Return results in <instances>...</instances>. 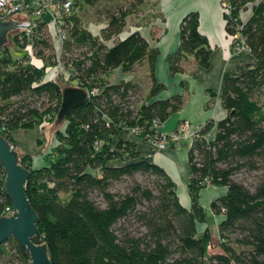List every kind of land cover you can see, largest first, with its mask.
Instances as JSON below:
<instances>
[{"label":"trees","instance_id":"obj_1","mask_svg":"<svg viewBox=\"0 0 264 264\" xmlns=\"http://www.w3.org/2000/svg\"><path fill=\"white\" fill-rule=\"evenodd\" d=\"M225 1V30L249 49L253 60L239 74L224 77L225 116L206 121L193 137L187 152L189 208L180 204L173 181L160 166L141 159L129 141L115 139L122 129L157 139L162 122L184 101L177 94L148 102L164 84L154 77L158 50L139 31L120 38L126 17L137 12L133 3L106 8V25L93 34L73 1L63 25L66 39L58 49L47 16L23 33L22 47L29 45L36 59L52 66L60 62L69 71L68 80L89 93L83 105L66 115L63 131H56L44 166L33 168L30 156L19 159L29 171L25 195L39 218L33 241L45 242L50 264H264V177L252 188L234 178L240 169L257 170L256 158L264 161V103L256 95L264 88V0ZM247 8L251 13L242 21ZM198 22L194 11L181 19L179 46L167 58L170 74L183 71L181 61L187 57L199 67L209 66L211 50ZM142 63L151 80L146 95L136 81L105 79L114 69L132 72ZM44 74V66L13 62L8 50L0 59V135L10 144L17 130L56 116L63 86L44 80ZM138 173L152 176V185L135 179ZM0 175L5 178L1 164ZM127 177L133 178L127 190L114 191L113 184ZM3 182L0 216L11 213ZM209 184L226 187L210 203L212 212L222 216L221 252L216 254L209 253V230L198 233L196 227L205 221L199 192ZM0 256L31 264L14 237L0 244Z\"/></svg>","mask_w":264,"mask_h":264},{"label":"crops","instance_id":"obj_2","mask_svg":"<svg viewBox=\"0 0 264 264\" xmlns=\"http://www.w3.org/2000/svg\"><path fill=\"white\" fill-rule=\"evenodd\" d=\"M73 1L76 3V10L85 3V0ZM221 2L222 0H142L140 4H137V12H132L126 17L120 38H124L133 31H139L150 46L158 50L154 77L158 82L164 84V88L148 102L154 99H166L177 94L183 95L184 101L181 108L171 113L159 128L166 135L175 133L182 122L189 123L192 133L208 120L218 121L223 118L226 114L221 104L224 77L239 74L244 70L246 64L253 60L249 49L235 42L227 34ZM119 6L124 5L113 7ZM190 11L198 14V30L205 36L209 44L211 50L209 66L207 68L199 67L193 57H187L181 61L183 71L170 74L167 58L179 46L180 22L183 16ZM250 13V8L244 10L241 13L242 21L247 20ZM100 17L102 18L89 22V27L93 26L91 27L94 29L93 34H97L106 25L104 15ZM89 27L86 29L89 30ZM109 73L111 83L122 80L138 82L143 88L144 95L151 87L148 69L144 63L135 66L132 72L114 69ZM64 127L65 122L62 126H58L56 131H63ZM190 131L186 135L179 133L180 140L174 144L170 143L164 148H158L150 140L130 129H122L115 138L116 140L129 141L141 159L160 166L173 181L178 200L185 208H189L191 205L188 189L190 167L187 158V152L193 140ZM16 141L14 143L18 146ZM56 141V134L53 133L49 146L42 149V143L36 139L38 146L31 159L33 168L45 165L44 156L55 146ZM20 147L18 148L20 151L24 154L28 153L23 146L20 145ZM225 193L226 187L210 184L199 192L198 200L204 210L205 221L196 224L197 231L202 233L208 229L212 240L218 237V223L222 216L212 212L210 203ZM209 219H212L214 223L212 229L208 223Z\"/></svg>","mask_w":264,"mask_h":264},{"label":"water","instance_id":"obj_3","mask_svg":"<svg viewBox=\"0 0 264 264\" xmlns=\"http://www.w3.org/2000/svg\"><path fill=\"white\" fill-rule=\"evenodd\" d=\"M13 11L0 17V48L9 42L7 37L9 32H14L22 26L23 20L13 15ZM87 98L88 92L85 89L76 85L63 86L61 102L54 122L62 123L66 115L72 109L83 105ZM0 164L5 172L3 188L10 199L12 209L9 215L0 216V244L14 237L30 255L31 264H50L45 242L40 244L33 241V237L38 234L39 218L25 195V183L29 171L19 163L18 153L2 135H0Z\"/></svg>","mask_w":264,"mask_h":264},{"label":"rangeland","instance_id":"obj_4","mask_svg":"<svg viewBox=\"0 0 264 264\" xmlns=\"http://www.w3.org/2000/svg\"><path fill=\"white\" fill-rule=\"evenodd\" d=\"M118 0H92L91 2L84 3L81 6H79L78 10H75V12L80 15V17L83 20V25L85 27H89V22L95 21L96 19H101L105 14L106 8H112L115 5H124L125 7H130V3H133V7L137 9L136 4L138 3L137 0H119V3L117 4ZM79 5V4H78ZM77 7V6H76ZM90 26L89 30L91 32H94V29H92ZM24 31L21 29H17L14 32H9L7 34V37L9 38V42L7 44H4L0 48V59L5 53L6 50H8V53L10 57L12 58V61L14 62H22L25 65H37L44 66V73L45 71H48L51 68V64L49 62H43L38 59H36L32 55V50L29 45H25L22 47L18 41L20 42L22 40ZM18 39V40H17ZM54 43V42H53ZM57 42H55L56 44ZM41 64V65H40ZM12 68V67H10ZM51 70V69H50ZM69 71L68 69L64 70H58V72L55 74L54 79L59 82L61 86L66 85H76L75 81L68 80ZM110 73L108 72L105 76V79L110 81ZM256 95L260 98V101L264 103V88L256 92ZM46 122H41L36 127L23 130L19 129L18 131L14 132L13 137L16 141L18 146L15 145V141L11 143L12 148L18 153L19 159H21L22 156H30L32 159V154L37 150V143L36 139L40 143H42V149H46L47 146H49L50 138L53 133L56 134V129L58 126H62L64 123L56 124L54 122L55 116L48 118ZM23 146L26 152L23 153L18 148ZM21 148V147H20ZM40 149V148H39ZM52 149V148H51ZM19 150V151H18ZM51 150L49 151V153ZM23 153V154H22ZM31 153V154H30ZM39 153V152H38ZM47 153V154H49ZM35 154V153H34ZM37 154V153H36ZM47 154L44 156V161L46 163ZM40 155V154H39ZM256 161L258 163V169L257 170H248L247 168L240 169L238 172L235 173L234 178L242 181L245 185L248 187H253L261 178L264 177V161H261V159L256 158ZM135 179H137L142 184H150L152 185V180L154 179L152 176L146 175V174H136L134 176ZM4 180V177L0 175V181ZM133 178H123L121 181H117L113 184V190L114 191H120L124 192L127 190L128 186L130 185ZM209 225L211 226V229L213 228L214 223L212 222V219L208 220ZM128 226V224H125ZM137 223H134V225H130L131 229H135L137 227ZM215 227V226H214ZM215 235V234H214ZM219 238H215L212 240L210 247H209V253L210 254H216L217 252H221V249L218 246ZM8 247V246H7ZM11 256H0V264H18V261L16 259L11 260Z\"/></svg>","mask_w":264,"mask_h":264},{"label":"built area","instance_id":"obj_5","mask_svg":"<svg viewBox=\"0 0 264 264\" xmlns=\"http://www.w3.org/2000/svg\"><path fill=\"white\" fill-rule=\"evenodd\" d=\"M72 8V0H0V17L6 16L9 11H13L15 9L12 14L23 20L20 30L22 29L26 33L31 31L40 20H43V17L47 16L48 20H46V27L49 34L53 38L54 46L58 49L62 41L66 39V30L63 25L66 15H70L72 13ZM221 8L224 14L229 13V5L225 0H222ZM231 38L234 39V37ZM55 42L57 43L55 44ZM50 69L45 71L44 80L54 79L58 70H64L60 62L51 66ZM198 129L199 127L191 133L189 123L182 122L179 129L175 133L166 135L160 131L158 138L151 140V142L158 148H164L170 143L174 144L179 141V133L186 135L187 132L189 133L190 131V135L193 138L197 135ZM6 211H12V209L10 207H6Z\"/></svg>","mask_w":264,"mask_h":264}]
</instances>
